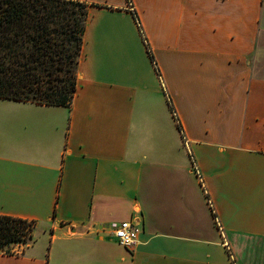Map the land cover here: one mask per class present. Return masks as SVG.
Segmentation results:
<instances>
[{"label": "crops", "instance_id": "crops-1", "mask_svg": "<svg viewBox=\"0 0 264 264\" xmlns=\"http://www.w3.org/2000/svg\"><path fill=\"white\" fill-rule=\"evenodd\" d=\"M77 1L71 104L0 97V214L43 232L0 264H264V0Z\"/></svg>", "mask_w": 264, "mask_h": 264}, {"label": "trees", "instance_id": "trees-1", "mask_svg": "<svg viewBox=\"0 0 264 264\" xmlns=\"http://www.w3.org/2000/svg\"><path fill=\"white\" fill-rule=\"evenodd\" d=\"M88 15L77 0H0V97L70 105ZM35 225L0 214V252L33 241Z\"/></svg>", "mask_w": 264, "mask_h": 264}, {"label": "built area", "instance_id": "built-area-1", "mask_svg": "<svg viewBox=\"0 0 264 264\" xmlns=\"http://www.w3.org/2000/svg\"><path fill=\"white\" fill-rule=\"evenodd\" d=\"M140 231L141 223L138 217L112 225L113 236L119 243L127 247L137 244Z\"/></svg>", "mask_w": 264, "mask_h": 264}, {"label": "rangeland", "instance_id": "rangeland-1", "mask_svg": "<svg viewBox=\"0 0 264 264\" xmlns=\"http://www.w3.org/2000/svg\"><path fill=\"white\" fill-rule=\"evenodd\" d=\"M43 235V232L40 231V229H36L35 230V238L40 241L41 238L40 236ZM34 241V240H33ZM32 240L30 241V243L33 242ZM28 244V243H27ZM21 245L22 244H15L14 246L11 247L10 251H7L8 253H13V252H16L17 250H20L21 249ZM25 245V244H24Z\"/></svg>", "mask_w": 264, "mask_h": 264}]
</instances>
